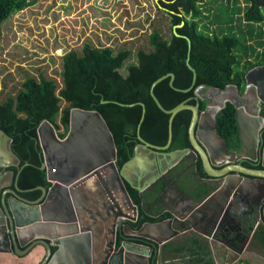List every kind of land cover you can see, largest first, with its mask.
Instances as JSON below:
<instances>
[{
	"label": "water",
	"instance_id": "95a60500",
	"mask_svg": "<svg viewBox=\"0 0 264 264\" xmlns=\"http://www.w3.org/2000/svg\"><path fill=\"white\" fill-rule=\"evenodd\" d=\"M187 39L190 45L191 40ZM186 62L193 71L194 84L197 74L189 56ZM255 71L260 76L253 78ZM167 77L174 86L175 73L168 72L153 81L150 90L159 108L169 114L167 143H152L138 133L140 143L136 145L134 155L121 168L116 164L117 146L112 131L98 110L73 107L65 137L59 136L48 119L40 123L38 136L44 157L41 167L46 169L51 184L48 187L39 186L42 195L36 200L22 197L13 189L7 190L13 196L0 190V252L15 251L24 255L40 243L46 247V256L40 264H154L156 258L161 264L164 253L168 258L166 263L177 254L175 248L167 247V244H178L182 238L183 243L206 240L210 253L204 259L202 257L199 264L207 261L235 264V257H216V245H212L209 232L219 228L217 223L221 215L230 213L244 219L246 236L251 226H255L252 235L255 232V217L262 216L264 225V138L259 132L264 126V115L259 113L261 104H264V64L247 71L245 84L210 87L208 93L206 86L200 85L195 90L196 104L185 100L170 109L163 106L153 89ZM191 87L184 90L188 91ZM231 89L235 95H231ZM251 90L254 91L252 100L249 95ZM216 93L223 96L222 102L215 99L213 94ZM201 100L206 101L204 109L200 106ZM228 101L236 107L238 139L224 137L217 129V115ZM143 106L142 119L146 111L144 103ZM185 108L193 112L189 125L191 147L167 151L173 139V120ZM11 142L12 137L0 129V167L17 165L20 161ZM260 145L262 151L258 155ZM141 146L153 151L166 150L165 153L173 155L185 151L199 154L206 177L195 169L199 184L191 185L190 178L185 175L184 190L175 179L172 184L179 191V200L171 199L169 185L164 181L157 201L166 198L164 206L168 207L172 217L148 221L139 230L125 224L126 234L146 238L147 242L127 240L116 247L117 229H121L127 217L131 218L128 209L136 212L138 207L129 194L125 180L133 184L126 175V169ZM259 158L260 168L243 163L245 159L255 161ZM5 179L12 182L14 171L0 170V184ZM155 181L153 179L146 185L133 184L143 200L146 192L156 185ZM14 183L18 187L16 180ZM209 201H213L214 209L206 211L202 207ZM226 231L227 234L222 231L221 236H239L234 229L227 228ZM26 245L28 247L23 249ZM192 257L187 256L184 264H192Z\"/></svg>",
	"mask_w": 264,
	"mask_h": 264
},
{
	"label": "trees",
	"instance_id": "16d2710c",
	"mask_svg": "<svg viewBox=\"0 0 264 264\" xmlns=\"http://www.w3.org/2000/svg\"><path fill=\"white\" fill-rule=\"evenodd\" d=\"M38 1L0 0V33L3 21L12 13ZM201 1L160 0L159 6L170 17L169 32L154 23L146 42L139 44L135 52L128 45L115 48L86 41L80 50L72 49L61 56L60 81L43 72L38 76L26 74L17 90L6 94L0 91V129L12 137L11 147L20 159L17 165L0 169L14 171V179L25 198L38 199L42 195L39 186L51 184L46 169L41 167L44 157L38 126L44 119L53 123L59 136L65 137L73 107L98 110L112 131L117 165L121 168L134 155L140 142L138 133L158 145L168 141L169 114L159 108L150 92L157 78L168 72L175 73L174 86L167 77L153 88L163 106L170 109L185 100L196 104L195 90L200 85L224 88L230 83L243 84L249 68L264 64V50L259 52L251 42L257 38L258 46L263 43L258 40L264 28L259 26L257 30L256 26L264 21L262 0H246L249 5L242 16L246 24L231 25L228 30L221 25L216 30L208 25L200 28L199 18L204 13ZM236 9L240 11V7ZM219 19L227 22L224 15ZM187 38L191 40L190 45ZM253 54L257 61L248 58L244 63L242 58ZM188 56L197 74L194 84L193 71L186 62ZM125 62L128 63L125 65ZM189 87L190 90H184ZM143 103L146 111L142 119ZM200 106L204 109L206 101L201 100ZM235 111L234 104L228 101L217 115V128L224 137L237 139ZM192 114L188 108L176 114L170 150L191 147ZM126 186L135 203L141 204L139 190L128 182ZM45 256L46 247L38 243L25 255L0 252V264L4 260H10L6 263L10 264L16 258L21 264H40Z\"/></svg>",
	"mask_w": 264,
	"mask_h": 264
},
{
	"label": "rangeland",
	"instance_id": "374dc122",
	"mask_svg": "<svg viewBox=\"0 0 264 264\" xmlns=\"http://www.w3.org/2000/svg\"><path fill=\"white\" fill-rule=\"evenodd\" d=\"M159 2L39 0L12 13L3 21L0 33V91L6 94L17 90L26 74L38 76L39 72H43L60 81L61 56L72 49L80 50L86 41L115 48L128 45L135 52L139 44L146 42L147 33L152 31L154 23L169 32L170 17ZM248 5L246 0H203L200 2L204 12L199 18L200 28L208 25L216 30L221 25L228 30L231 25H245L242 16ZM238 7L240 11L236 9ZM220 15H224L227 22L220 21ZM256 26L257 30L259 26L264 28V21L256 23ZM260 40L263 43L259 46L255 43L257 38L251 42L262 52L264 33ZM255 56L242 59H245L244 63L248 58L255 62ZM218 99L220 102L223 100ZM9 261L3 262L6 264ZM12 261L10 264H21L20 259ZM257 261L264 264L263 259Z\"/></svg>",
	"mask_w": 264,
	"mask_h": 264
},
{
	"label": "flooded vegetation",
	"instance_id": "af4514ba",
	"mask_svg": "<svg viewBox=\"0 0 264 264\" xmlns=\"http://www.w3.org/2000/svg\"><path fill=\"white\" fill-rule=\"evenodd\" d=\"M262 4H264V0H262ZM256 67V66H255ZM254 68V67H253ZM249 69H252L249 68ZM260 76V73L256 71L252 74V77ZM251 100L254 97V91H250L249 93ZM260 114L264 115V104H261ZM236 109V107H235ZM218 127V125H217ZM238 128V126H237ZM218 129V128H217ZM261 137L264 138V126L260 129ZM237 134L239 135L238 129ZM238 139V136H237ZM140 143V142H139ZM138 143V144H139ZM186 148V147H185ZM261 145L258 149V155L261 154ZM243 163L247 166L257 167L261 164L260 158L255 161H250L249 159H245ZM117 164V160H116ZM195 164V165H194ZM118 166V165H117ZM2 168V167H1ZM195 169L199 172V174L203 177H206V174L203 171L202 167V161L199 154H189L187 153L185 157H183L181 160H179L177 163L174 164V166L167 168L165 171L161 172L158 177H156V185H154L153 188H151L149 191L146 192V197L143 200L141 198V204H138L137 211L135 212L134 209H130L129 212L131 213V218H126L125 223L121 225V229L118 228L116 232V247L120 246L123 241L132 240L139 243H145L146 238L139 237L138 235L126 234L124 232V226L125 224H130L132 229L139 230L142 229V227L148 222V221H161L164 219H167L169 217H172V213L169 211L168 207L164 206V203L166 201V198L162 197L160 201L158 200V192L161 191L164 187V181L169 185L168 192L169 194H172L173 191L176 189L174 188V184L172 182L177 179V183L180 185H183V183L186 181L185 175H187L190 179L191 185H198L200 179L195 175ZM2 171L10 170V168H7L5 170L0 169ZM12 170V169H11ZM184 173V174H183ZM163 176V178H162ZM154 179V180H155ZM8 180L6 186H0L1 193L4 191H7L9 189L15 190L17 194L24 197L21 194V188L18 186H15L14 179L11 182L10 179ZM4 182V181H3ZM127 180H125V185ZM129 183V182H128ZM133 185V184H132ZM134 186V185H133ZM127 187V186H126ZM161 187V188H160ZM19 188V189H18ZM208 191V190H207ZM7 194L9 196H13V194L9 191H7ZM130 194V193H129ZM140 194V192H139ZM131 196V195H130ZM141 196V195H140ZM170 196V195H169ZM132 198V196H131ZM133 199V198H132ZM134 201V200H133ZM86 203V199L84 201ZM135 202V201H134ZM213 201H209L203 205V209L213 210L214 205ZM90 208V207H89ZM159 210V211H158ZM160 213V214H159ZM257 216V215H256ZM150 218H155L156 220H150ZM258 216L255 217L254 224H256V229L254 234L253 232V226L250 227V232L248 233V236H246L245 230H243L244 219L241 216H236L232 213L226 215H221L218 220V229L215 228L209 232V237L211 239L212 245H216V249L214 250L216 257L219 258H232L235 257L234 261L235 264H241L245 261L249 262V264H258L257 259H263L264 261V225L263 223H257ZM140 222V224H138ZM227 228L234 229L239 236H221L222 231L227 234ZM226 229V230H225ZM197 243V244H196ZM206 244V245H205ZM168 246H172L175 248V251H177V254H175L173 257L169 258V263H166L168 260L165 253L163 254V258L161 261V264H184L187 256L191 257L193 256L192 264H199L200 260L204 259V256L208 255L210 253V250L207 247L206 240H198L193 241L191 243H183L182 238L178 240V244L175 242H171L167 244ZM28 245L23 247V249L27 248ZM34 247V246H33ZM32 247V248H33ZM31 248V249H32ZM31 249L27 252L29 253ZM16 253L13 251L11 254ZM25 253V254H27ZM24 254V255H25ZM218 263V260H217ZM226 263V262H225ZM152 264V262H151ZM158 264V259L156 258L155 263ZM204 264H213L211 261H207Z\"/></svg>",
	"mask_w": 264,
	"mask_h": 264
},
{
	"label": "crops",
	"instance_id": "0c3cea01",
	"mask_svg": "<svg viewBox=\"0 0 264 264\" xmlns=\"http://www.w3.org/2000/svg\"><path fill=\"white\" fill-rule=\"evenodd\" d=\"M243 84H245L244 80H243ZM207 90H210V87L207 88ZM231 95H235V92L233 89H231ZM214 97L216 100H219L218 98L223 99V96L219 93H216V96ZM165 151L163 150L153 151L149 148L141 146L139 148L136 158L128 165L126 169L127 177L133 182L134 185L136 184L146 185L147 183L151 182L153 179L158 177L161 172L165 171L171 165H174L175 163H177L187 154L185 151L184 153L178 152L176 155H173L171 153L167 154L165 153ZM167 151H170V149H168ZM7 182L8 180H4V182L0 184V186L2 185L6 186L7 184H4V183H7ZM183 188H184L183 185H181L182 190H184ZM90 189H94V188L91 187ZM169 195L171 199L175 198L179 200L180 194H179L178 189H175L173 193ZM262 221H263V217L262 216L258 217L257 223L262 224Z\"/></svg>",
	"mask_w": 264,
	"mask_h": 264
},
{
	"label": "clouds",
	"instance_id": "9594fccd",
	"mask_svg": "<svg viewBox=\"0 0 264 264\" xmlns=\"http://www.w3.org/2000/svg\"><path fill=\"white\" fill-rule=\"evenodd\" d=\"M247 73V72H246ZM206 88H209V87H206Z\"/></svg>",
	"mask_w": 264,
	"mask_h": 264
}]
</instances>
